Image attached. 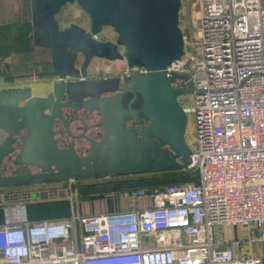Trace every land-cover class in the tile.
Instances as JSON below:
<instances>
[{
  "label": "built area",
  "instance_id": "2783aa9c",
  "mask_svg": "<svg viewBox=\"0 0 264 264\" xmlns=\"http://www.w3.org/2000/svg\"><path fill=\"white\" fill-rule=\"evenodd\" d=\"M197 2L196 41L184 35L188 48L166 68L189 75L173 87H193L181 102L195 124L183 171L197 178L113 192L147 201L136 208L2 224L3 264H264L253 250L264 248V0ZM218 226L244 232L223 238Z\"/></svg>",
  "mask_w": 264,
  "mask_h": 264
},
{
  "label": "water",
  "instance_id": "95a60500",
  "mask_svg": "<svg viewBox=\"0 0 264 264\" xmlns=\"http://www.w3.org/2000/svg\"><path fill=\"white\" fill-rule=\"evenodd\" d=\"M67 3H77L86 12L89 29L76 23L60 28L56 14ZM181 6L182 0H31L33 40L49 48L52 56V69L46 74L63 77L66 71L75 70L79 52L108 60H125L129 67H145L148 72L125 78L123 83L117 77L96 81L87 94L77 89L89 97L81 108L98 110L99 125L104 130L101 140L87 137L90 148L85 156L77 152L74 143L60 148L54 137V120L62 118L57 109L66 104L61 102L62 96L71 93L69 83L56 82L54 91L46 96L34 95L30 87L0 86V133H6L0 138V187L27 185L36 179L56 181L46 188L22 194L8 192L4 194V203L0 196V208H15L20 200L76 196L75 184L61 186L54 179H77L90 174H144L187 167L192 152L185 138L188 114L179 98L192 93L193 87L190 81L187 88L173 87V78L188 79L189 75L169 74L166 70L185 53ZM104 26L115 30V42L96 38ZM82 73L86 72L82 70ZM58 85L63 87L61 93ZM137 95H140L139 109L132 106ZM142 117L149 121L144 126H140ZM126 118L135 119L137 126L126 128ZM20 138L23 146L17 151L14 144ZM14 155L15 164L55 165L57 171L3 177L2 166L10 165ZM5 157L9 158L7 164ZM196 178V172H187L182 177L155 178L152 183L161 187ZM3 180L7 184H24L3 185ZM115 185L109 183L97 190L85 188L81 193L94 195L123 190Z\"/></svg>",
  "mask_w": 264,
  "mask_h": 264
},
{
  "label": "flooded vegetation",
  "instance_id": "af4514ba",
  "mask_svg": "<svg viewBox=\"0 0 264 264\" xmlns=\"http://www.w3.org/2000/svg\"><path fill=\"white\" fill-rule=\"evenodd\" d=\"M17 11L20 12V21L18 22L20 27H23L29 33L32 35V30L34 28V14L31 10V0H18L17 2ZM68 4V3H67ZM66 4V5H67ZM77 4V3H76ZM62 6L61 10L56 14V19L59 23L60 28H65L72 23H76L86 29H89V27H85L81 23L74 22V21H68L69 14L67 13L64 18L63 22L60 18L62 13L64 12V7ZM78 5V4H77ZM79 6V5H78ZM83 10V9H82ZM84 11V10H83ZM85 12V11H84ZM85 15L88 16L85 12ZM89 18V17H88ZM17 23V24H18ZM90 23V19H89ZM104 26L101 31L96 35V38L98 40H104V41H112L115 42L116 39H100L98 36L101 35L103 30L105 29ZM110 27V26H109ZM22 54L19 56V63L16 64L13 67V71L11 74H5L0 75L1 81L0 86H5L6 88L14 87V88H26L30 87L32 89V92L34 95L37 96H46L49 93L54 91L55 84L58 81H63L65 84L69 85V91H71L70 94H63L61 102H65L66 104L63 106L58 107V111L61 113L62 118H55L54 120V137L55 140L60 148H65L67 146H70L71 144H75V147L77 149V152L85 156L89 152V141L88 136L92 137L96 140H101L104 134L103 128L99 125L100 122V113L98 110L90 111L89 107H83L81 108L82 104L86 102V100L89 99L88 96L82 95L83 91L87 94V92L92 91L93 87L92 85L94 82L109 78H120L121 82L123 83L125 78H128L133 75L137 74H130L128 75L126 73V69L128 65L126 64L125 60L116 59V60H108L105 58H100L96 56H90L88 53L85 52H79L78 57L75 62V70H69L66 71L65 75L63 77L60 76H53L46 74L47 72L51 71V53L49 48H47L44 45H40L38 41L35 42L33 40V37L29 35V38L25 41L24 46L22 47ZM119 50L123 52V48L119 47ZM95 59H98L97 61L101 62L103 65L106 64V66H109L107 68H98V66H93V61H96ZM114 61H120L122 64H114ZM105 62V63H104ZM1 68L3 66L2 60L0 64ZM111 66V67H110ZM93 69H96L95 72L92 74L90 71ZM82 70H84L86 73H82ZM1 72V70H0ZM12 83V85H8V83ZM62 85L57 86V90L59 93L62 92ZM79 91H78V90ZM36 91H40L43 94H36ZM75 91V92H74ZM137 101L132 105L133 108L139 109L140 108V95H137ZM56 101V96L53 97ZM54 104V103H53ZM149 121L142 117L140 126H144ZM137 123L135 119H125V127L126 128H133L136 127ZM23 134H25L27 131L25 129L23 130ZM5 132L0 133V138L5 136ZM140 137V135H139ZM18 144H14L16 146V150H20L23 146L22 139H18ZM15 155L12 157V160L10 161V165H4L3 167V177L11 176V177H19L23 175H40V174H52L55 173L57 170L55 168V165L52 166H39L35 163H27V164H15L14 163ZM6 164L9 161V158H4ZM160 172H151V173H144L140 174V177L144 180L149 179H155L160 178ZM139 175L136 174H117L113 173L110 175H99V174H90L84 177H78L77 179H68V178H60V179H54L58 180L57 184H60L61 186H70L71 184H75L77 186V194L75 197H73L75 200H78L79 197H84L86 195H89L88 193L82 194V189L89 190L91 188H95L96 190L104 185V187L112 183L115 185L116 188H129V180L133 177H138ZM155 176V177H154ZM52 181L51 178L48 179H36L34 181H30L27 185H22L24 182L20 183H5L6 181L3 180V185H11L12 184H20L22 186H15L12 188L9 187H0V196L2 198V203H4V194L10 192H19V194H22L23 192L29 191V190H37L46 188L56 181ZM21 192V193H20ZM11 201V200H10ZM31 201L28 200H20L18 201L19 204Z\"/></svg>",
  "mask_w": 264,
  "mask_h": 264
},
{
  "label": "rangeland",
  "instance_id": "374dc122",
  "mask_svg": "<svg viewBox=\"0 0 264 264\" xmlns=\"http://www.w3.org/2000/svg\"><path fill=\"white\" fill-rule=\"evenodd\" d=\"M18 0H0V25L2 27L3 24H5V27L0 28V31L2 32L1 42H2V49L5 50L8 54L4 55L2 54L1 60L3 63L2 68L0 67V75H7L11 74L14 70L13 67L19 63V56L24 52L22 50V47L25 44V41L27 38H29V35L32 37V35L25 29L23 30V27H20L19 21H20V12L17 11V2ZM69 14L68 21H74L81 23L85 27H89V18L85 15V12L82 10L80 6H78L76 3H68L64 7V12L60 16L62 22L63 18L66 14ZM199 14H200V5L197 2V0H182V6L180 11V26L183 29L184 35H187L188 37V43L194 44L196 41V34L199 28L200 20H199ZM18 21V22H17ZM18 23V24H17ZM100 39H111L114 40L117 37V33L112 27H105L101 35L98 36ZM11 39L13 40L11 42ZM14 44V45H12ZM8 45L9 46L7 48ZM188 48L187 43L185 44V49ZM96 61H93V66H98L99 70L100 68H107L109 66H106V64H102L101 62L97 61L98 59H95ZM114 64H122L120 61H114ZM105 63V62H104ZM1 64V61H0ZM1 66V65H0ZM111 67V66H110ZM90 71L92 74L95 72L96 69H93ZM8 85H12V83L7 82ZM192 93L185 94L180 96V102H189L191 103L192 100ZM194 137H195V124H194V118L192 114L188 115V123L186 126V132H185V138L188 144L192 147L194 146ZM72 207H74V204H72ZM214 231L217 235L222 236L225 238L230 233H233L234 230H230L227 227H215Z\"/></svg>",
  "mask_w": 264,
  "mask_h": 264
},
{
  "label": "crops",
  "instance_id": "0c3cea01",
  "mask_svg": "<svg viewBox=\"0 0 264 264\" xmlns=\"http://www.w3.org/2000/svg\"><path fill=\"white\" fill-rule=\"evenodd\" d=\"M5 27V24L0 25V28ZM25 31V29L23 28ZM2 32L0 31V61L2 54L8 53L2 49ZM13 40L11 39V42ZM14 45V44H12ZM8 45L7 48L9 46ZM36 94H43L40 91H36ZM162 176V175H160ZM155 177V176H154ZM147 203L146 200L127 201L123 200L115 193L105 192L102 194L86 195L79 197L78 200L73 199L72 196H66L63 198L50 197L44 200L28 201L24 203H17L15 208H0V225L6 223H18L23 222H38V221H53L59 219H65L73 214H100L104 212H113L117 210H126L144 206ZM74 204V207H72ZM230 230H234L225 238L233 236L238 233H243L244 229L238 226L227 227ZM81 232L80 227H75L72 234L75 242L78 241V235ZM150 245L154 244L152 239L148 241ZM263 249V250H262ZM255 253L264 251V248L256 247L253 249ZM0 264H3L2 254L0 253ZM63 264H76L71 261L64 262Z\"/></svg>",
  "mask_w": 264,
  "mask_h": 264
},
{
  "label": "trees",
  "instance_id": "16d2710c",
  "mask_svg": "<svg viewBox=\"0 0 264 264\" xmlns=\"http://www.w3.org/2000/svg\"><path fill=\"white\" fill-rule=\"evenodd\" d=\"M162 176H167V177H182L185 176V173L183 171V169L181 167H176L173 169H169L166 171H161L160 172ZM139 175L138 177H133L130 178L129 180V187H135V186H147L150 188H154V187H158V186H154L152 183V180L154 179H149V180H144L143 178L140 177V174H136ZM160 187V186H159Z\"/></svg>",
  "mask_w": 264,
  "mask_h": 264
}]
</instances>
